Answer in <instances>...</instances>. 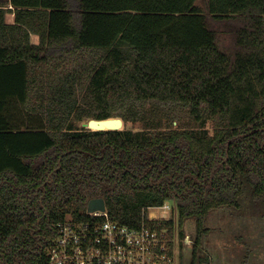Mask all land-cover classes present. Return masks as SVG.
Here are the masks:
<instances>
[{
    "label": "trees",
    "instance_id": "16d2710c",
    "mask_svg": "<svg viewBox=\"0 0 264 264\" xmlns=\"http://www.w3.org/2000/svg\"><path fill=\"white\" fill-rule=\"evenodd\" d=\"M205 2L0 0V264H48L55 224L95 197L176 230L180 264L195 216L189 264H212L210 210L244 180L264 198V0ZM111 116L141 129L80 125ZM168 200L176 217H148Z\"/></svg>",
    "mask_w": 264,
    "mask_h": 264
},
{
    "label": "built area",
    "instance_id": "2783aa9c",
    "mask_svg": "<svg viewBox=\"0 0 264 264\" xmlns=\"http://www.w3.org/2000/svg\"><path fill=\"white\" fill-rule=\"evenodd\" d=\"M150 219L174 218L176 203L168 200L148 210ZM87 219L68 215L55 224L56 235L45 247L48 264H180V239L167 228L143 220L131 225L110 218L108 209L88 211Z\"/></svg>",
    "mask_w": 264,
    "mask_h": 264
},
{
    "label": "rangeland",
    "instance_id": "374dc122",
    "mask_svg": "<svg viewBox=\"0 0 264 264\" xmlns=\"http://www.w3.org/2000/svg\"><path fill=\"white\" fill-rule=\"evenodd\" d=\"M205 1L199 0V3L206 6ZM13 20L14 14L7 13V21ZM32 41L38 42L39 37L33 34ZM82 123L83 121L80 125ZM126 127L139 130L141 124L125 122L124 128ZM251 192L250 185L244 180L243 193L240 197L241 206L238 210L219 208L210 212L207 220L210 228L209 233L203 237L202 252L212 253L215 256L214 264H264V199H253ZM148 214L158 215L159 210L151 208ZM176 215L177 210L174 217ZM191 219H187L184 224L186 225V237L182 247L184 264L191 261L193 238L196 235L194 226L190 225Z\"/></svg>",
    "mask_w": 264,
    "mask_h": 264
},
{
    "label": "water",
    "instance_id": "95a60500",
    "mask_svg": "<svg viewBox=\"0 0 264 264\" xmlns=\"http://www.w3.org/2000/svg\"><path fill=\"white\" fill-rule=\"evenodd\" d=\"M89 121H83L82 126L92 130H118L124 129L125 121L120 116H111L107 118H89ZM246 134H241L243 136ZM231 141V140H230ZM88 211L105 210L106 202L103 197H95L89 200L87 205Z\"/></svg>",
    "mask_w": 264,
    "mask_h": 264
},
{
    "label": "crops",
    "instance_id": "0c3cea01",
    "mask_svg": "<svg viewBox=\"0 0 264 264\" xmlns=\"http://www.w3.org/2000/svg\"><path fill=\"white\" fill-rule=\"evenodd\" d=\"M36 35V34H35ZM36 36H38V35H36ZM252 190V189H251ZM242 196V195H241ZM240 196V197H241ZM262 199H264V198H262ZM260 200V199H259ZM239 202H240V198H239ZM240 206H241V203H240ZM240 206L239 207H233V206H230V205H222V206H219V207H217V208H213V209H211L210 210V212L211 211H215V210H218L219 208H229V209H234V210H238L239 208H240ZM210 212H209V214H210ZM209 214H208V216H209ZM208 216H207V218H206V225H207V220H208ZM189 218H192L191 219V223H190V225H192V226H194V232L196 233V217L195 216H191V217H188L187 219H189ZM186 219V220H187ZM186 220H185V223H186ZM186 227V225H184V228ZM207 227L208 228H210L208 225H207ZM209 233V232H208ZM205 236V235H204ZM210 255H211V257H212V264H214L215 263V256L212 254V253H209Z\"/></svg>",
    "mask_w": 264,
    "mask_h": 264
},
{
    "label": "bare ground",
    "instance_id": "6f19581e",
    "mask_svg": "<svg viewBox=\"0 0 264 264\" xmlns=\"http://www.w3.org/2000/svg\"><path fill=\"white\" fill-rule=\"evenodd\" d=\"M153 214H154V212H153Z\"/></svg>",
    "mask_w": 264,
    "mask_h": 264
}]
</instances>
